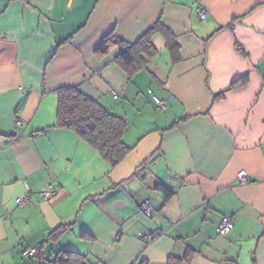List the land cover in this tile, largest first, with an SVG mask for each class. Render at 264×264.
Here are the masks:
<instances>
[{
  "label": "crops",
  "instance_id": "crops-1",
  "mask_svg": "<svg viewBox=\"0 0 264 264\" xmlns=\"http://www.w3.org/2000/svg\"><path fill=\"white\" fill-rule=\"evenodd\" d=\"M157 23L178 52L156 32L133 75L98 52ZM60 88L127 121L116 168L56 128ZM0 264H264V0H0Z\"/></svg>",
  "mask_w": 264,
  "mask_h": 264
},
{
  "label": "trees",
  "instance_id": "trees-1",
  "mask_svg": "<svg viewBox=\"0 0 264 264\" xmlns=\"http://www.w3.org/2000/svg\"><path fill=\"white\" fill-rule=\"evenodd\" d=\"M156 32H162L167 39L169 32L162 25L157 23L152 29L145 33L136 43L125 44L109 36L101 42L98 52L103 53L112 47L119 46L122 53L117 59L118 64L129 74L141 70L143 61L142 55L149 57L157 53L153 45L152 37ZM169 50L178 52V46L168 40ZM174 57V56H173ZM175 57L174 60H178ZM246 79H241L232 84V87L244 85ZM58 109L56 128L66 129L77 134L89 146L96 150L101 157L112 167L116 168L121 164L130 152L123 137L127 130V121L117 117L105 110L98 102L88 98L78 89L60 88L57 90ZM165 192V201L172 197V193L164 186H159ZM69 226H59L49 234V238L56 239L68 230ZM68 260L76 254L65 252ZM39 256V255H38Z\"/></svg>",
  "mask_w": 264,
  "mask_h": 264
},
{
  "label": "built area",
  "instance_id": "built-area-1",
  "mask_svg": "<svg viewBox=\"0 0 264 264\" xmlns=\"http://www.w3.org/2000/svg\"><path fill=\"white\" fill-rule=\"evenodd\" d=\"M197 14L201 20L206 19V14H205L204 10L199 9L197 11ZM114 98L115 99L119 98L118 94L115 93ZM154 102H155L156 106L158 107V109L164 110L166 108V102L164 100L154 98ZM15 126L17 128H19L21 126V120L18 116L15 117ZM237 178H238V181L241 185H246L247 183H249V179L244 172L239 173ZM56 194H57V188H55V187L54 188L53 187H47L41 191V197L43 198L44 201H50L51 199H53L56 196ZM151 206H152L151 202L146 201L145 203H143L140 206V211L143 214H145L146 216H150L151 215ZM234 228H235V220L233 217H230V216L222 217L220 225H219V229H218L220 234H222V235L228 234ZM156 237H157L156 234L149 235L146 237V241L148 243H151L155 240ZM39 250H40V247H35L32 249L24 250L22 252V257L26 260L34 259L38 256Z\"/></svg>",
  "mask_w": 264,
  "mask_h": 264
},
{
  "label": "water",
  "instance_id": "water-1",
  "mask_svg": "<svg viewBox=\"0 0 264 264\" xmlns=\"http://www.w3.org/2000/svg\"><path fill=\"white\" fill-rule=\"evenodd\" d=\"M115 206H117V203H116V205Z\"/></svg>",
  "mask_w": 264,
  "mask_h": 264
}]
</instances>
